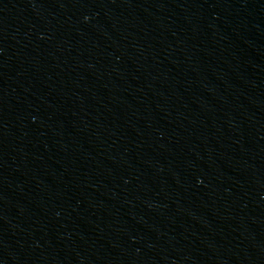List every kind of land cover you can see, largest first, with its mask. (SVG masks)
I'll return each mask as SVG.
<instances>
[{"label":"water","instance_id":"1","mask_svg":"<svg viewBox=\"0 0 264 264\" xmlns=\"http://www.w3.org/2000/svg\"><path fill=\"white\" fill-rule=\"evenodd\" d=\"M0 264H264V0H0Z\"/></svg>","mask_w":264,"mask_h":264}]
</instances>
